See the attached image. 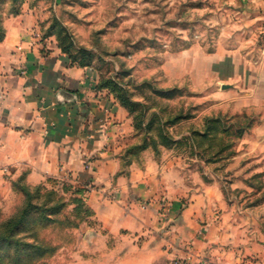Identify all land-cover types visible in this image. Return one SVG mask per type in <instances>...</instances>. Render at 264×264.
<instances>
[{
    "label": "rangeland",
    "instance_id": "rangeland-1",
    "mask_svg": "<svg viewBox=\"0 0 264 264\" xmlns=\"http://www.w3.org/2000/svg\"><path fill=\"white\" fill-rule=\"evenodd\" d=\"M27 9L37 16V39L50 36L52 23L65 27L74 48L92 54L106 89L133 102L129 115L139 125L127 155L137 163L177 159L191 184L219 185L230 235L219 245L231 264V230L238 247L264 231V0H0V24ZM62 197L53 195L57 204L45 214L33 208L36 220L20 228L42 249L19 255L0 242V264L107 263L101 248L115 238L92 241L87 229L99 227L93 213L60 205ZM25 202L14 189L0 205V231ZM156 203L162 215L169 212V200Z\"/></svg>",
    "mask_w": 264,
    "mask_h": 264
},
{
    "label": "crops",
    "instance_id": "crops-1",
    "mask_svg": "<svg viewBox=\"0 0 264 264\" xmlns=\"http://www.w3.org/2000/svg\"><path fill=\"white\" fill-rule=\"evenodd\" d=\"M36 19L27 9L2 22L0 205L20 177L29 187L65 182L85 190L99 223L87 229L92 241L115 238L102 245L106 264H168L176 256L187 264H227L219 244L230 237L228 206L219 185L191 184L177 159L137 163L127 155L135 141L127 109L98 85L91 65L71 63L56 37L37 39ZM159 199L169 200L165 215ZM254 233L257 240L238 247L231 230V264H264V231ZM131 234L144 239L130 242ZM210 252L216 258L204 260Z\"/></svg>",
    "mask_w": 264,
    "mask_h": 264
},
{
    "label": "trees",
    "instance_id": "trees-1",
    "mask_svg": "<svg viewBox=\"0 0 264 264\" xmlns=\"http://www.w3.org/2000/svg\"><path fill=\"white\" fill-rule=\"evenodd\" d=\"M48 29L50 30L49 35H51V33L55 34L61 51L68 54L71 63H75L79 66L91 65L93 59L92 54L89 53V51L83 47L75 49L72 42V37L66 34L65 27H58L56 24L52 23ZM3 37L4 29L2 27V24H0V41L3 39ZM98 85L103 88H107L105 84L101 83L100 79ZM112 93L114 97L119 101V103L127 109L129 114H131L133 102L130 104L123 94L121 96H118L116 93ZM132 119L135 130L137 129V126L139 124L134 119V117H132ZM134 147L135 146L130 147L129 150ZM58 184H61L60 190L62 193H65V195L67 194L69 196L68 198L62 197L58 193ZM52 185V187H46L45 185L29 187L24 183L23 177H20L13 182V188L16 190L19 189L25 194L26 202L17 216L12 217L11 219L7 220L6 223H4V228L0 231V242L11 246L19 255L31 254L42 249L41 243L37 241L27 240L24 237L20 236L19 232L20 228H22L26 224V222H34V220H36L34 218L35 214L33 208L37 210H42L45 214L48 208L57 204V202L51 201V197L53 195H59L60 197H62V202H60V205L64 206L66 202L67 205L73 204L74 210L76 207H83L85 212L91 214L93 213L84 201V189L72 186L65 182H59L57 180H54L52 182ZM43 192L47 194H43ZM34 198H36V202H33Z\"/></svg>",
    "mask_w": 264,
    "mask_h": 264
}]
</instances>
